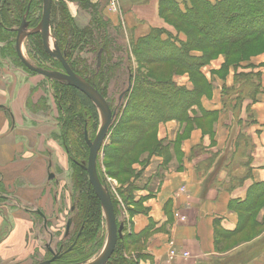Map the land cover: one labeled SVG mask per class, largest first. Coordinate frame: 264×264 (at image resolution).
Instances as JSON below:
<instances>
[{
	"label": "crops",
	"instance_id": "0c3cea01",
	"mask_svg": "<svg viewBox=\"0 0 264 264\" xmlns=\"http://www.w3.org/2000/svg\"><path fill=\"white\" fill-rule=\"evenodd\" d=\"M118 1L124 12L122 21L136 37L164 27L157 15L159 0ZM173 1L182 4L185 0ZM131 3L138 8L130 11ZM103 11L105 19L117 25V14L110 13L107 5ZM250 63L252 72L261 76L255 101L244 98L238 107L231 102L225 108L221 91L234 84V70L226 81H209L215 88L210 98L201 99V107L215 113L211 133L203 135L195 129L179 146V161L171 160L164 169L162 157L150 159L135 182L136 199L145 198V213L135 214L128 224L129 233L145 232L138 264H264L263 208L255 216V224L262 229L259 235L226 252L219 248L221 234L239 225V215L231 205L244 201L254 183L264 182V67L260 66L264 55ZM40 82L0 61V192L8 197L0 200L1 264H25L32 258L39 220L35 214L53 203L46 176L52 151L56 154L61 147L51 140V122L35 108L39 99L46 98ZM180 130L175 121L161 124L159 139L172 149ZM134 169L141 168L136 165Z\"/></svg>",
	"mask_w": 264,
	"mask_h": 264
},
{
	"label": "trees",
	"instance_id": "16d2710c",
	"mask_svg": "<svg viewBox=\"0 0 264 264\" xmlns=\"http://www.w3.org/2000/svg\"><path fill=\"white\" fill-rule=\"evenodd\" d=\"M74 1L82 6L81 8L83 9H87L88 7L93 10L90 13V25L92 26L82 29L73 26L72 20L66 12V7L64 6L65 8H61V13L64 15L62 21H65V25L60 27L58 31L52 29V35L65 60L68 59L66 48L70 47V45L72 47L85 44L83 42L85 36H87L89 40H92L93 44L99 40L103 41L100 49L104 55L109 53L110 47L118 48L116 40L113 39L111 33H108V26L105 24L106 21L102 19L100 11L97 10L99 6L91 3L90 0ZM41 2L42 1L37 2L36 0H31V2L29 0H0L1 32L3 30H5V32H14L15 28L20 25L25 12L27 13L25 18L27 26L34 27L36 24L38 25L41 20ZM158 5L160 7L169 8V11L179 20L201 33L206 38L205 40L208 41L204 42L196 38L192 40L196 45L197 51L203 52L198 56L192 53L189 44H183L179 41L177 34L173 36L164 29L153 28L150 29L146 36L142 37V39L144 38L142 42L139 40L137 44L130 45L128 51L131 56L134 55L136 62L137 60L141 61L139 57L144 55L143 51L139 50V47L144 45L150 48L156 58L166 61H175L195 71L198 68L200 70V65H204L206 62L210 61L211 52L217 49L220 50L222 45L227 44V46L230 47L235 45L238 41L254 38V36L264 37V0H220L215 3L208 0H185L182 4H178L173 0H159ZM222 23L223 28L222 26L220 27ZM49 24L51 26V15ZM100 31L101 33H99ZM5 36L7 37L6 34ZM5 36L1 34V42L7 44L9 50L15 55L12 40H9V37L7 40ZM29 38L35 40V45L32 44L35 51L42 54L44 50L42 48L40 35L38 33L31 34ZM93 51L94 50H91V52ZM205 51H207V56H205ZM220 53H222L224 57V62L218 71L221 74V80H224V77L228 75L230 70H234V84L231 87L224 86L221 92L227 100L229 99L228 102H226V99H223L225 108L228 107V105L231 107V102H234L238 107L241 100L244 98H249L254 102L256 95L261 89L259 83L261 76L259 72H252L253 64L250 63L251 56L246 55L239 47L232 48L231 50L226 47L225 52L220 51ZM43 56H45V54ZM49 57L50 56H48V58ZM229 58H233L234 60H228ZM204 60L207 61L204 63ZM55 61L57 63V68L61 69L59 61L56 59L54 62ZM103 66L105 65L103 64ZM247 68L251 69L250 72H238L239 69L246 70ZM104 69L108 71L106 67H104ZM109 74H113L112 69ZM100 75L103 81L105 79L107 81L111 80L109 79L108 72L106 74L101 73ZM134 81V92L131 94L128 104V108H130L131 111L135 109V112L133 110L134 115L132 117L128 114L127 118L123 116L120 121L116 122L118 126L115 125L116 127L112 130L107 141L108 144L112 146H122V148L118 149V147H115L106 149L107 145L102 148V151L106 149L110 154L109 158L111 161L109 167L113 175L120 172V170H125L123 168V163L127 160L126 157H128L133 149L136 140L140 139L145 133H155L159 125L170 121L177 122L180 127L185 124L189 125L190 121H193V118L188 115L191 108H196L197 114L202 118L215 116L214 112L202 109L201 99L205 96L201 93L199 87L195 86L190 89L184 86H177L171 80L159 82L153 81L152 79H145L144 77L134 78ZM89 83L99 92L104 91L103 88L99 89V83L98 85L91 82ZM201 83L206 90L211 88L208 81H202ZM62 86L69 89L71 92L55 96L56 102L59 103L58 109L62 114V117H58V122L61 124L60 146L64 154L71 161L72 167L76 170V183H73L75 189V193L73 194L75 196H73L72 201V207L74 210L76 209V212L75 214L69 212L70 215H73L71 218L73 219L71 220L73 229H69V232H72V234L69 236V233L68 242H65L66 245L63 251L66 247L74 243L73 248L69 252L63 253V255L61 254L60 260L57 263L78 264L87 259V254H89L87 251L88 248L96 249L104 240V217L101 206L89 184L88 176L84 170L89 151L83 137L84 130L89 137L91 136L89 141L92 142L97 133L100 118L97 109L82 93L68 87L66 84ZM45 101L46 99H39L37 107L35 108L43 110L41 107L43 103H46ZM236 106L234 108H236ZM29 107L31 108V106ZM9 120L11 121V119ZM132 122H139L144 125V128L129 126L128 124ZM117 128H120L121 131H118ZM183 130H185V128ZM126 136L131 137L132 140L128 142L123 140ZM178 143L179 140L175 139L171 147L172 149L176 148L175 153L178 157L182 158ZM169 149L170 146L168 144L159 141L156 143L155 153L157 156L163 158L165 157L164 155L169 152ZM149 161V158H144V160L142 159L140 161L139 165L144 169ZM165 161H168V159L163 158V164H165ZM96 172L100 184L111 197L115 218L121 210L119 201L125 210L129 209L128 213L130 218L135 214L145 213L144 208L138 212L135 209L140 208L145 200V198L136 199L134 195L136 191L135 182L141 177V170L137 171L134 169L133 165L126 166V171L124 172L129 174L131 179H129L126 185H121L119 189H117L116 195L119 201L114 197V194L110 192V187L107 181L104 180L98 167L96 168ZM2 190L3 187L0 174V191ZM263 197L264 182L258 184L254 183L244 201H238L231 205L233 210L237 211L239 215V225L233 232H223L221 234L223 238H231L241 233L244 224L248 221L253 220L252 228L257 227L255 224L256 210L260 202L259 200ZM7 198L5 193L0 192L1 201L7 200ZM76 204H78V211ZM35 216L41 219L40 221H43L41 213L38 212ZM76 226L79 228L75 229ZM120 226L123 228L122 233L117 238L113 254L107 264H138V260L142 258L139 253L137 254L138 257H136L133 262L129 261L123 255L122 251L128 242L135 244L141 242L145 232L143 231L139 234L127 233L128 228L126 229V225H117V227ZM260 226L264 227V220Z\"/></svg>",
	"mask_w": 264,
	"mask_h": 264
},
{
	"label": "rangeland",
	"instance_id": "374dc122",
	"mask_svg": "<svg viewBox=\"0 0 264 264\" xmlns=\"http://www.w3.org/2000/svg\"><path fill=\"white\" fill-rule=\"evenodd\" d=\"M29 1L31 2V0ZM36 1L40 2L42 0H36ZM114 1L97 0V3H93L90 0L91 3L99 6L97 10L100 11V16L102 17V19L106 21L105 24H107L108 26V31H109L108 33L112 34L113 39L116 40V45L118 46V48L110 47L109 53L104 55L102 54V50L100 49V47L103 44V41L100 40L97 41L96 42L97 45H96V43L93 44L92 40H89V38L85 36L83 39V42L85 44L72 46V47L70 45V47L66 48L68 59L65 60V58L64 57L63 58L65 62L66 61L68 62L66 63L69 66L70 70L75 74V76H77L82 82L89 85L102 97V99L105 101V103L107 104V106L109 107L112 113L111 124L108 128L106 137L103 141V145L98 152V156L96 159V168L97 167L99 168L101 175H103L104 180L107 181V184L110 187V192H112V194H114V197L119 201L116 195L117 189H119L121 185H126L129 179H131V176L129 174H126V172H124L126 171V166L133 165L134 167L136 165H139L140 161L142 159L144 160V158L145 159L146 158L155 159L157 157L159 158V156H157L155 153V146L157 142L162 141L161 139H159L158 129L155 133L146 131L147 134L145 133L140 139L136 140L133 149L129 153L128 157H126L127 162L124 161L123 163L124 166L123 168L125 170H120V172L114 175L112 174V172H110L111 168L109 167L110 166L109 163L111 159L109 158L110 154L109 152H107L106 149L115 148V147H118L119 149L122 148V146L120 147L112 146L108 144L107 141L112 130H114V127L118 126V124L116 125V122L120 121L123 116L127 118L128 114L129 116L131 115L132 117L134 115L133 110L135 112V109L131 111V109L128 108L129 98L131 94L134 92L133 91L134 90L133 87H135L134 78L144 77L145 79H152L153 81H159V82L171 80L177 86H179L178 84L180 85L184 84L185 85L184 87H188L190 89L196 86L201 89V93H203L204 96L208 99L211 97L213 89L215 88V86L209 81H213V82L226 81L225 79L227 78L226 75L224 77V80H221L222 78L221 74L218 72L221 65L224 62V57L222 53H220V51L225 52L226 47L229 48L230 50L232 48L239 47L241 51L246 53V55L251 56L250 59L251 62L252 59L261 58L264 55V37L254 36V38H248L245 40L238 41L235 45H232L230 47H228L227 44L222 45L221 47L222 50L220 48V50L217 49L211 52L212 55L210 56V61L206 62L207 60L206 61L204 60V63L205 62L206 63L204 65H200V70L198 68L195 71L175 61H166L156 58L153 52L150 50V48L144 45H141L139 47V50L143 51L144 54L142 57H139V59L142 62L139 60H137L136 62L134 55L131 56L128 50L130 45L137 44L139 40L142 42V40L144 39V38L142 39V37L144 36L136 37L133 31H130V28H128L127 26L128 24L124 23L125 22L124 20L122 21V17L124 15L123 8L119 6L118 0H114ZM112 2H114V8L112 7ZM140 4L141 2H139V4L137 5ZM106 5L108 6V11L110 13L117 14L116 17L117 25H113L112 22H110V20H107L108 19L107 17L105 19L103 10H105ZM64 6L66 7V12L69 18L72 20L73 26L81 29L92 26L90 25L91 24L90 13L93 11L92 9H89L88 7L87 9H83L81 8L82 6H80L74 0L73 1L53 0V5L51 8V26L49 25V44L51 48H53L54 45H56V41L52 35V31L53 30L58 31L60 27H63L65 25V21H62L64 19L63 18L64 15H62L61 13L62 11L61 8L63 9ZM127 6L128 5H126V7ZM126 7L124 8L127 10ZM136 8L138 7H135L134 4L130 5L129 7L130 11ZM41 9H42V2H41ZM157 15L161 20L162 25L164 26L161 29H164L173 36L177 34L179 41H181L183 44L187 43L190 45L192 53L198 56H200L203 53L197 51L196 45L192 41L194 38H196V39H201L204 42H207L208 40H205L206 38L201 33L197 32L196 30L186 25L183 21L179 20L172 12L169 11V8L160 7L158 5ZM26 16L27 13L25 12L23 14L21 21V23L24 22V28L22 30L19 39L20 40L19 47H20L21 55L28 63H30L36 68L45 69L54 73L55 72L63 73L64 71L62 66L61 69H58L56 61L54 62L55 60L54 58L52 57L48 58L47 54L44 52L42 54L43 55L45 54V56H43L41 53H37L33 48L32 44H34L35 40L32 38L30 39L29 37L31 34L38 33L37 31L39 24L38 25L36 24V26L34 27H28L25 19ZM41 17H42V10H41ZM20 25L15 28L14 32H5V30L1 32L0 30V33L2 35L4 36L5 34L7 35V37L5 36L7 40L8 37L9 40H12L14 44V49H15L16 39L18 38L17 32ZM221 26L223 28V23L220 25V27ZM99 33H101V31ZM1 34H0V61L5 63L6 67L10 70L13 71L17 70L19 72H22L25 77H33L34 79L41 81L39 83L40 84L39 86L41 91L45 93V97H46L43 98L46 99L45 101L46 103L42 104L41 107L43 108L42 113H44L43 115H45L49 119V121L51 122V127H53V132H51V140H53L54 142L57 143L58 146H60L61 124L58 122V117L60 116L62 117V114L61 111L58 109L59 103L56 102L55 96H58L59 94H65V93L67 94L71 92L69 89L62 86L63 84L66 85L68 84L62 80L46 79L40 75L34 74L29 70H27L20 62L16 52L14 55L9 50L7 44L1 42ZM91 50L94 51L91 52ZM205 53H206L205 56H207V51H205ZM228 60L232 61L234 59L229 58ZM103 64L105 66H103ZM260 66L264 67V63H261ZM104 67H106L108 71H106ZM217 67L219 68L217 69ZM111 69L113 70V74H109ZM107 72L110 77L109 79L111 80L107 81L105 79L103 81L100 74L101 73L106 74ZM202 81H208L209 84L211 85V88L209 90H206V88L202 86L201 83ZM89 82L96 85H98L99 83L100 85V87L98 86L99 89L103 88L104 91L99 92ZM68 87L70 86L68 85ZM90 103L92 102L90 101ZM197 113L198 112L196 108L190 109L188 115L191 118H193V121H190L189 125L185 124L181 126L182 128L180 127L181 132L180 134L176 135V139L179 140L178 146H180L181 143L184 140H186L190 136L191 132L194 131L195 129L200 130L201 133H203V135H209L211 133L212 127L215 124L214 122L216 120V117L212 116V117L202 118ZM99 118H100L99 119V126H100L102 121L100 114H99ZM128 125L135 126L138 128H144V125L139 122H132L129 123ZM157 128H159V126ZM184 128L185 130H183ZM117 130L121 131L120 128H117ZM85 133L87 134V132L84 130V134H83L84 141H85ZM90 138L91 136L89 137L87 135L88 141ZM123 140L128 142L131 141L132 138L126 136V138L124 137ZM105 145H107V148L105 149V151H102V148H104ZM175 151L176 148L169 149V152H167V154L164 155L165 157L163 158L168 159V161H165V164H163L164 169L169 167L171 160L179 161V157L177 156ZM54 153L55 152L53 151L51 153L52 154L51 167L49 166V173L46 176V178L48 179L49 175H53L52 179L50 180L48 179V183L53 199L52 207L47 210L41 209L43 211L42 213L45 214L43 216V214L41 213V216L43 217V221H40L41 219H39L34 229V236L37 241V247L34 251L32 258L28 259V261H25L26 262L25 264H38L44 261L45 259L52 258L53 256H58V259L55 261V264H58L57 262L60 260L61 254L63 255V253L65 254L73 248L74 243L71 244L69 247H66V249L63 251L66 245L65 242H68V237L71 236L72 234V232H69V229L70 230L73 229L72 228L73 226L71 225V220H73L71 218L73 217V215L72 214L70 215L69 212H73V214H75L76 212V209L74 210L72 207L73 196H75L73 194L75 193L73 183L74 182L76 183L75 180L76 170L75 168L72 167V163L69 160V158H67V156L64 154L62 147L59 149L58 153L56 154ZM139 167L141 168L140 170L143 171V168L140 165ZM181 191H184V188H181ZM259 201L260 202L258 203V207H257L258 211L261 210L262 208L264 209L263 207L264 197L261 198ZM143 203L140 206V208H135L137 212L143 208ZM119 205L121 206L120 208L121 210L120 213H118V215L116 216V223L117 225L118 224L126 225V229H127L129 228L128 224L130 223V219H131L128 213L129 209L125 210L124 207L121 205L120 201H119ZM76 206L78 211V204H76ZM262 217L264 220V213ZM68 221H70V226L66 232V224ZM252 224H253V220L246 222L243 226L244 228L242 229L241 233H238L231 238H220L221 239L219 241L220 250L222 252H226L234 249L236 246L240 245L241 243H244L246 241L249 242L253 240L257 235L261 233L262 229L259 227L252 228ZM76 228L79 227L76 226L75 229ZM104 229H105L104 240L102 244L97 246L96 249L88 248L87 251L89 252V254H87V259L81 261L78 264H87L92 260H94L101 253L103 247L105 246L106 238H107L105 219H104ZM127 233H129L128 229H127ZM144 249H145V243H142V241L138 242L137 244L128 242L126 243L122 253L129 261L134 262L135 258L138 257L137 254L139 253V255H141ZM12 264H21V263H12Z\"/></svg>",
	"mask_w": 264,
	"mask_h": 264
},
{
	"label": "water",
	"instance_id": "95a60500",
	"mask_svg": "<svg viewBox=\"0 0 264 264\" xmlns=\"http://www.w3.org/2000/svg\"><path fill=\"white\" fill-rule=\"evenodd\" d=\"M52 4H53V0H42V17L37 32L40 35L41 44L44 52L48 56L59 61L64 72L54 73L47 70L36 68L23 58V56L20 53L19 39L22 30L24 28V22L21 23L17 32L18 38L16 39V43H15V52L20 62L30 72L40 75L46 79H56V80L65 81L70 87L82 93L86 98H88L92 102V104L98 110L100 117L102 118L99 129L92 142L88 141L87 134L85 133V142L88 146L89 151H88L87 163L86 166L84 167V170L88 176L89 184L91 185L92 190L100 203L101 210L105 219L106 230H107L106 243L101 253L94 260H92L87 264H106L113 254L117 242V238L121 235L123 229L121 226L117 227L111 197L109 193L106 191V189L103 188V186L100 184L96 173V159L98 156V152L103 145V141L106 137L108 128L111 124L112 113L109 107L107 106V104L105 103V101L102 99V97L89 85L82 82L70 70L57 45H54V47L51 48L49 44V21H50ZM52 178L53 175L48 176L49 180ZM69 226H70V221H68L66 224V232L69 229ZM57 259L58 256H53L50 260L42 261L38 264H55V261Z\"/></svg>",
	"mask_w": 264,
	"mask_h": 264
},
{
	"label": "built area",
	"instance_id": "2783aa9c",
	"mask_svg": "<svg viewBox=\"0 0 264 264\" xmlns=\"http://www.w3.org/2000/svg\"><path fill=\"white\" fill-rule=\"evenodd\" d=\"M114 1V0H113ZM115 2V1H114ZM114 2H112V7L114 8Z\"/></svg>",
	"mask_w": 264,
	"mask_h": 264
},
{
	"label": "flooded vegetation",
	"instance_id": "af4514ba",
	"mask_svg": "<svg viewBox=\"0 0 264 264\" xmlns=\"http://www.w3.org/2000/svg\"><path fill=\"white\" fill-rule=\"evenodd\" d=\"M51 15V14H50ZM50 25V24H49ZM51 258L45 259L44 261L50 260Z\"/></svg>",
	"mask_w": 264,
	"mask_h": 264
}]
</instances>
